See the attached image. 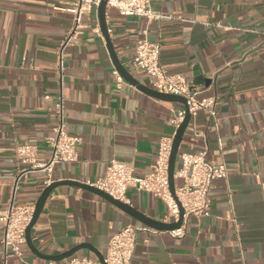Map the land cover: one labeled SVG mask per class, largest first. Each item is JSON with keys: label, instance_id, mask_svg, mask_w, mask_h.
<instances>
[{"label": "crops", "instance_id": "crops-1", "mask_svg": "<svg viewBox=\"0 0 264 264\" xmlns=\"http://www.w3.org/2000/svg\"><path fill=\"white\" fill-rule=\"evenodd\" d=\"M72 1L0 0V211L12 197L17 206H35L46 180L93 183L111 159L131 165L137 177L150 174L160 142L175 134L171 119L184 108L122 77L117 84L95 9L83 17L77 44L63 50L60 87L57 49L72 27L66 11ZM150 8L166 18L148 22L106 9L107 33L118 61L140 85L152 89L131 68L134 45L145 38L159 44L160 66L182 76L196 100L214 99L216 122L204 110L190 119L175 165L176 171L183 154L206 151L211 165L225 169L211 186L206 213L189 215L184 235L175 238L87 190L60 185L30 231L38 254L25 242L20 257L4 258L0 223V264L98 261L110 237L128 225L147 229L137 233L131 264H264V0H150ZM60 97L66 133L80 138L77 161L54 164L49 173L29 169L15 149L34 147V162H49L46 139ZM180 183L175 179V187ZM125 199L146 217L173 223L160 197L127 188ZM81 245L68 259L43 258Z\"/></svg>", "mask_w": 264, "mask_h": 264}, {"label": "built area", "instance_id": "built-area-1", "mask_svg": "<svg viewBox=\"0 0 264 264\" xmlns=\"http://www.w3.org/2000/svg\"><path fill=\"white\" fill-rule=\"evenodd\" d=\"M102 0H73L66 11L72 16V27L57 49L59 60L58 74L62 77V54L67 46L77 44L81 31L84 28L83 17L96 10ZM106 9H115L123 16L145 18L148 22L160 21L166 16L154 13L150 8V0H105ZM98 34V32H97ZM135 57L131 63L134 71L143 72L149 81L151 88L159 93L180 96L186 99L187 112L193 119L201 110L206 111L213 123L216 122L217 113L214 109V99L204 98L196 100L192 87L180 75L166 73L160 66V46L147 39H139L134 45ZM117 84L124 83L119 73L114 70ZM186 114L185 108L178 111L171 119V124L176 130L182 123ZM56 124L52 129V136L46 139V144L51 150V157L46 164L34 162V147L27 145L17 146L16 158L32 170L49 173L51 167L57 163H73L77 161L76 148L80 144V138L66 133L64 120V106L60 97L55 109ZM204 139V135H197ZM205 140V139H204ZM172 140L163 139L159 144L157 159L153 171L143 177L134 175L131 165L119 163L111 159L106 167L105 175L93 183L87 185L94 187L112 197L115 200L125 202L127 188L137 192L151 193L160 197L167 206V214L173 222L179 220V207L168 191V158ZM180 166L174 172V179L181 181L175 188V195L183 210L182 222L178 229L170 231V235L181 238L184 235V223L189 215L201 216L206 213L209 202L208 193L213 182L225 173L223 167L217 168L206 159V151L196 155L183 154L180 156ZM26 167L23 169L26 170ZM15 179L13 192L16 188ZM50 181H45L49 186ZM34 206H17L13 197L7 208L0 211V223L2 225V247L4 258L8 256L20 257L19 246L25 243V231L31 222ZM147 230L144 227L128 225L119 232L113 234L107 244L103 264H131V259L136 244V236L139 231ZM67 264H101L88 258H71Z\"/></svg>", "mask_w": 264, "mask_h": 264}, {"label": "water", "instance_id": "water-1", "mask_svg": "<svg viewBox=\"0 0 264 264\" xmlns=\"http://www.w3.org/2000/svg\"><path fill=\"white\" fill-rule=\"evenodd\" d=\"M96 11H97V18H98V24H99V29H100L101 35L105 41V45H106L107 51L109 53L110 59L112 61V64H113L114 68L117 70V72L119 73V75L126 82L135 86L138 90L142 91L143 93H145L151 97H154L158 100H161V101L171 102V103H179L186 110L185 117H184L182 123L176 129L175 134H174L173 139H172L169 158H168V169H167L168 191H169L171 197L173 198V200L176 202V204L179 207V211H180L179 220L177 222H173L170 224L161 223V222H158L156 220H153V219L146 217L144 214H142L141 212L132 208L128 204L121 202L119 200H115L112 197H110L108 194H106V193H104V192H102V191H100L94 187H91L87 184H82V183H77V182H72V181L54 182V183H51L49 186H47L42 191V193L40 194V196H39V198L36 201V204L34 206V212H33L31 222L29 223V225L27 226L26 231H25V242H26L27 246L29 247V249L34 254H38V252L35 250V248L33 247L32 243H31V240H30L31 228L35 225L50 192L54 188H56L57 186H60V185H70V186H75V187L87 190V191L103 198L104 200L111 203L112 205L116 206L117 208H119L120 210L125 212L127 215L131 216L135 221H137V222H139V223H141V224H143L149 228L155 229V230L172 231V230L178 229L181 225V222H182L183 210H182V208H181V206L177 200V197L175 195V188L176 187H175L174 172H175L178 147H179L181 139H182L184 132H185V130L189 124V121H190V116L187 112L186 99L183 97H180V96H174V95L159 93L157 91H154L152 89H149L147 87L140 85L135 79H133V77L126 71V69L118 61V59L114 53L113 47L111 45V42H110V39H109V36L107 33L106 22H105V15H106V1L105 0H102L100 2ZM82 247H84V245L74 247V248L70 249L69 251H66L65 253H62V254L57 255V256H43V258L45 260H51V261H62V260L70 258L77 250H79ZM98 262L103 264V257L102 256L98 257Z\"/></svg>", "mask_w": 264, "mask_h": 264}]
</instances>
